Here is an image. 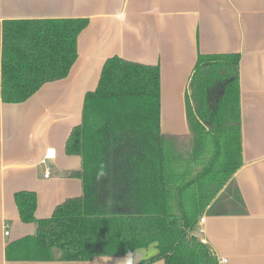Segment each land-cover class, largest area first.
I'll return each mask as SVG.
<instances>
[{"label": "trees", "instance_id": "1", "mask_svg": "<svg viewBox=\"0 0 264 264\" xmlns=\"http://www.w3.org/2000/svg\"><path fill=\"white\" fill-rule=\"evenodd\" d=\"M87 23L3 21L2 101L23 103L45 84L64 79ZM239 61L237 54L198 55L186 94L190 142L184 153L166 149L160 132L159 67L108 59L66 143V153L82 160L72 173L82 182V196L36 221L35 195L17 193L20 219L35 222L36 231L8 243L6 259L80 262L154 246L157 254L136 264H219L195 232L242 165ZM235 200L240 208L238 192Z\"/></svg>", "mask_w": 264, "mask_h": 264}, {"label": "crops", "instance_id": "2", "mask_svg": "<svg viewBox=\"0 0 264 264\" xmlns=\"http://www.w3.org/2000/svg\"><path fill=\"white\" fill-rule=\"evenodd\" d=\"M41 19L87 20L76 60L64 79L45 84L23 103H4L2 22ZM229 54L240 56L242 165L201 215L200 238L227 264H264V0H0V264H120L127 255L8 261V243L36 231L35 222L20 219L15 195H35L36 221L82 196V182L72 175L82 160L66 153V143L81 124L85 95L97 88L108 59L159 67L160 132L166 149L186 153V94L198 55ZM49 149H55V159L45 161ZM156 254L150 246L131 259L136 264Z\"/></svg>", "mask_w": 264, "mask_h": 264}, {"label": "built area", "instance_id": "3", "mask_svg": "<svg viewBox=\"0 0 264 264\" xmlns=\"http://www.w3.org/2000/svg\"><path fill=\"white\" fill-rule=\"evenodd\" d=\"M55 155H56V151L55 149H49L46 154H45V157H44V160H54L55 159ZM45 177L47 178L48 177V174H45ZM204 221H205V218H200L198 223H197V229H196V232H195V235L196 236H200V234H204ZM7 229V228H6ZM5 235L7 236L8 235V230H6L5 232ZM200 242H202L204 244V240L203 239H199ZM218 263L219 264H227V260L226 259H220L218 260Z\"/></svg>", "mask_w": 264, "mask_h": 264}, {"label": "clouds", "instance_id": "4", "mask_svg": "<svg viewBox=\"0 0 264 264\" xmlns=\"http://www.w3.org/2000/svg\"><path fill=\"white\" fill-rule=\"evenodd\" d=\"M131 256H132V253H128L126 258L120 261V264H133Z\"/></svg>", "mask_w": 264, "mask_h": 264}, {"label": "rangeland", "instance_id": "5", "mask_svg": "<svg viewBox=\"0 0 264 264\" xmlns=\"http://www.w3.org/2000/svg\"><path fill=\"white\" fill-rule=\"evenodd\" d=\"M200 236H203V235H202V234H200ZM200 236H197V238H198V239H200ZM152 249H153V248H152ZM145 254H147V253H145ZM145 254H144V255H145Z\"/></svg>", "mask_w": 264, "mask_h": 264}]
</instances>
